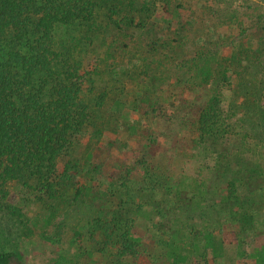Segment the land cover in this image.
I'll return each instance as SVG.
<instances>
[{
	"label": "rangeland",
	"instance_id": "obj_1",
	"mask_svg": "<svg viewBox=\"0 0 264 264\" xmlns=\"http://www.w3.org/2000/svg\"><path fill=\"white\" fill-rule=\"evenodd\" d=\"M115 1V14L106 6L92 26L56 32L55 40L71 60L67 64L77 65L83 76L82 99L94 122L60 160L62 168L69 164L70 178L56 186L55 198L8 186L24 218L0 214V254H15L13 264H172L173 257L174 264H259L264 244L260 134L259 147L237 127V138L194 148L190 115L178 110L181 75L171 69L201 53L258 50L264 38V0H162L169 2L170 16H162L159 0ZM144 4L154 15L139 26L143 16L129 11ZM185 22L186 28L179 25ZM250 60L264 72L260 54ZM253 91L264 96V81H257ZM151 92L159 98L156 119L138 110L140 97ZM195 94L184 96L194 102ZM234 95L226 92L225 114L231 112ZM258 104L264 107V99ZM125 121L156 132L152 138L161 147L155 160L131 139ZM222 152L228 154V175L219 164ZM140 160L146 165L137 167ZM127 201L136 205L127 221L139 239L136 256L121 255L116 233V213Z\"/></svg>",
	"mask_w": 264,
	"mask_h": 264
},
{
	"label": "trees",
	"instance_id": "obj_2",
	"mask_svg": "<svg viewBox=\"0 0 264 264\" xmlns=\"http://www.w3.org/2000/svg\"><path fill=\"white\" fill-rule=\"evenodd\" d=\"M159 1L163 3L162 16L172 15L169 2ZM117 5L115 0H0V214L24 218L22 208L14 204L10 184L39 190L52 199L56 197V186L67 180L70 166L62 168L60 160L75 147L94 120L82 99L83 76L77 65L67 64L71 60L55 40L56 32L63 27L92 26L99 9L109 6L115 14ZM131 9L129 13L143 16L139 26L147 24L154 15L148 4L137 11ZM135 23L131 18L130 24L135 26ZM179 25L186 28L188 22ZM261 41L254 52L239 48L230 55L201 53L171 69L181 75L178 83L184 91L178 110L180 108L184 117L190 115L189 128L197 137L193 140L194 148L218 147L239 135L237 127L254 139L258 147L260 134L264 146V107L258 104L264 96L253 91L257 81H264V72L250 64L253 54L264 58V38ZM173 49L171 46L170 54ZM186 92H196L197 100L191 102L189 96H184ZM226 92L235 93L229 114H225L223 107ZM153 94L140 97L138 110L156 119L159 98ZM203 94L205 100H202ZM125 123L131 139L137 140L149 152L148 158L155 160L157 149L161 147L158 139L152 138L156 132ZM143 140L149 141L143 144ZM246 146L253 145L247 143ZM225 162H228V154L222 152L219 164L224 168L223 174L228 175L230 164ZM135 165L146 163L140 160ZM149 179L155 181L152 176ZM195 180L201 182L198 178ZM240 181L245 188L247 185L241 177ZM135 208V204L127 201L115 216L119 218L115 226L116 233L120 232L123 256H136L138 251L139 239L132 235V226L127 222L131 221L128 219L135 214ZM262 245L259 264H264ZM15 259L13 253L0 254V264H13ZM170 261L174 264L177 259L173 257Z\"/></svg>",
	"mask_w": 264,
	"mask_h": 264
}]
</instances>
